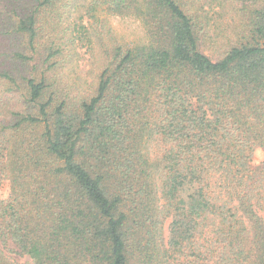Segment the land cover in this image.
Returning <instances> with one entry per match:
<instances>
[{
  "label": "trees",
  "instance_id": "1",
  "mask_svg": "<svg viewBox=\"0 0 264 264\" xmlns=\"http://www.w3.org/2000/svg\"><path fill=\"white\" fill-rule=\"evenodd\" d=\"M6 1L0 244L29 261L0 264H264V0L212 57L208 1ZM99 13L141 18L149 43ZM69 31L108 36L88 84L63 71Z\"/></svg>",
  "mask_w": 264,
  "mask_h": 264
},
{
  "label": "rangeland",
  "instance_id": "2",
  "mask_svg": "<svg viewBox=\"0 0 264 264\" xmlns=\"http://www.w3.org/2000/svg\"><path fill=\"white\" fill-rule=\"evenodd\" d=\"M204 1L209 2V6L208 4L205 5L203 10L204 15L209 21V26L207 36L205 38H200V50L204 54L212 57L214 40L210 41L209 39L213 37V39H216L218 38V35H229L231 31H235L238 20L240 19L239 14L241 13H239L238 10L242 11L243 8L251 6L256 2V0H201L202 3H204ZM224 1H226L227 4H223ZM6 4V0H0V10L2 7L6 6ZM9 4L15 5L17 2L16 0H12L9 2ZM9 9L11 8L9 7ZM98 16L100 19L106 20L105 13H99ZM202 21L203 24L206 25V22L204 20ZM5 25V21L0 19V31L6 28ZM88 27H90V25H88ZM93 32L94 31H69V35L71 36L68 37H73L75 39L74 50L77 55L74 56L69 65L63 64V71L66 74L69 73L71 77L76 79L79 78L82 83L87 84L90 83L92 79L101 72L105 62L101 51L102 46L109 45L107 35H102L103 39L100 38V41L99 39H94ZM98 32H100V34L102 33L101 31ZM111 34L113 35L112 31ZM90 35L93 36L91 41L89 38ZM113 37L116 42H119L123 45L135 44L124 38H118L115 35H113ZM31 64H34V62ZM28 69L31 70L30 67ZM262 159L263 152L261 150H257L254 153V162L257 164ZM8 192L9 187L7 184H4L0 191V197L5 199L8 195ZM0 247L4 254L13 261L18 263L29 261L28 257H20L18 254H16L15 248L11 243H7L6 246H2L0 244Z\"/></svg>",
  "mask_w": 264,
  "mask_h": 264
},
{
  "label": "clouds",
  "instance_id": "3",
  "mask_svg": "<svg viewBox=\"0 0 264 264\" xmlns=\"http://www.w3.org/2000/svg\"><path fill=\"white\" fill-rule=\"evenodd\" d=\"M105 19L108 28L118 38H124L135 44L149 43L147 28L141 18L112 13L105 14Z\"/></svg>",
  "mask_w": 264,
  "mask_h": 264
}]
</instances>
